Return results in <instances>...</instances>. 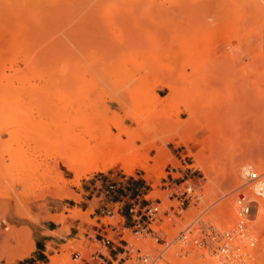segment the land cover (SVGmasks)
<instances>
[{
	"label": "rangeland",
	"instance_id": "rangeland-1",
	"mask_svg": "<svg viewBox=\"0 0 264 264\" xmlns=\"http://www.w3.org/2000/svg\"><path fill=\"white\" fill-rule=\"evenodd\" d=\"M110 1L64 0L54 12L56 15H50L53 11L43 12L44 16L31 13L29 17L35 22H27L29 41L26 45L30 47L26 48L29 60L34 61L37 68L29 81L39 88L34 94L39 96L38 100L46 99V102L39 109L33 107L31 161L7 171L0 166V178L3 174L33 172L36 180L42 181L44 177L50 183L52 192L59 187L56 180L60 175L68 182L66 188L80 197L74 200L45 194L32 207L19 203L8 192L5 193L7 198H0V229L7 226L15 231L28 229L35 248L46 250L45 260L36 264H49L52 255L63 258L66 264H83L72 259L75 250L86 254L99 249L112 264H130L123 258L126 254L109 256V248L97 240L100 235L95 229L106 228L107 222L119 221L126 226L124 238L129 243L133 238H141L132 233L127 213L134 200L141 204L160 203L159 207L166 214L162 223L151 227L167 232L165 239L170 243L201 211L205 213L201 216L204 219L210 213L227 211V206L238 200V187L246 178L229 176L231 161L235 159L238 164L237 174L242 171V163L253 161L249 168L263 172L264 177V10L257 15L251 4L253 0H150V3L133 0L131 4L125 0L126 3L114 0L115 4ZM259 2L264 9V0ZM37 15L40 20L35 19ZM46 15L50 21H43L42 26L48 22V29L36 28L43 32V37L41 33L36 36L35 25L38 23L39 27V21L46 20ZM30 23L32 27L35 24L33 28L37 33L34 34L38 40ZM186 39L196 55H185ZM16 63L17 67L25 66L21 60ZM143 64L163 68L149 77L147 69L141 68ZM168 66L172 69L166 71ZM178 74L182 82L175 92L161 84L154 87L158 98L164 101L154 104L151 85L156 80L174 82ZM184 89H188V93L185 94ZM184 103L189 104L192 113L184 108ZM205 114L231 128L238 136L227 141L211 138L209 131L200 127ZM50 118H56V126L45 124ZM178 121L190 122L196 143L186 145L181 140ZM116 124L122 126L123 142L134 138L133 146L147 152L145 164L149 170L136 166L128 174L118 164L103 172L88 171L78 184H73L74 173L63 158L83 149L74 153L68 139L81 133L85 142H101L108 129L113 134L119 133ZM22 135L25 134L22 132ZM170 136L174 137L168 139ZM202 141L206 145L203 164L208 167L207 174L189 155L190 150L202 149ZM152 142L155 146L147 149ZM162 146L173 158L165 157L154 169L158 148ZM256 164L260 169L255 168ZM91 180H97L95 187H91ZM186 181L202 189L203 197L199 201L188 199L182 203L183 198L173 193L174 188H180ZM229 191L231 193L224 196ZM7 203L13 207V216L4 218ZM107 208L114 212L113 217L106 215ZM30 213L39 222L32 219ZM49 216H62L64 222L52 221ZM102 235L112 238L116 231L107 227ZM260 239V245L255 247L259 251H253L255 258L254 253L249 254L247 264H252L250 259H254L253 264H264V234ZM144 240L155 244L151 245L153 249L142 251L155 253L166 248L164 241L155 239L152 234ZM66 246L68 248L64 249ZM179 248V241H174L165 255L183 264L186 258L173 256ZM199 252L195 250L191 257L198 256ZM22 260L17 259L14 264H23ZM201 262L196 260V264Z\"/></svg>",
	"mask_w": 264,
	"mask_h": 264
},
{
	"label": "bare ground",
	"instance_id": "bare-ground-1",
	"mask_svg": "<svg viewBox=\"0 0 264 264\" xmlns=\"http://www.w3.org/2000/svg\"><path fill=\"white\" fill-rule=\"evenodd\" d=\"M115 1L118 2V0H115ZM115 1L113 0L110 2L111 4H115L116 3ZM119 1H122V0H119ZM125 1L127 3L130 2L131 4V1L133 0H125ZM137 1L139 2L141 0H135V2ZM142 1H145L146 3H150L149 2L150 0H142ZM62 2H64V0H0V166H1V170L7 171L9 169H13L18 166H23L31 161L34 151H32V149L29 147V144H30V139H31L30 132L33 129L31 125L33 123V120L35 119L33 110L36 109L37 107H38L37 109L42 107L43 102L46 100V99L45 100L43 99L44 100L43 102L38 100L39 96L37 98L34 94L35 92L39 91V88L38 89L36 88V85L34 82L29 81V77L35 76V73L37 72L35 71V68H36L35 62L29 60V53L26 48L29 46V45L28 46L26 45L27 40H28L27 39V29H28L27 22L32 23L33 21L30 18L31 13H37V14L42 13L43 14V12L47 13V12L53 11L51 12L50 15L52 14L56 15V13L54 12H57L59 10V7H60L59 4H61ZM194 2H196V0ZM251 4H253V9L257 15L260 13L261 14L263 13L262 11L264 10L262 7L263 4H261L259 0H253ZM29 13L30 15H28ZM45 17H47V15ZM260 17L262 16L260 15ZM27 19L29 20L31 19V21L29 20L27 21ZM35 19L36 20L39 19L38 15ZM44 19L45 18L39 21L41 22L39 27H37V25L39 24L37 23L38 21H36L37 25L34 24L36 26L35 29L37 28L39 29V31L43 27H47L48 29V26H46L48 22L44 24L43 26L42 24H43V21L45 22L47 20L48 21L50 20L48 17L46 20ZM53 20L56 21V19H53ZM34 22L35 20L33 21V23ZM31 23L28 25H31ZM33 27L31 25V29ZM54 27L55 26L53 25L52 28ZM35 29L32 30L34 36H35L34 33L38 32L36 36H38L39 33L41 34L43 33V32H39L37 29H36L37 32H35L36 31ZM41 37H43V34ZM31 42H32V39H31ZM184 47H188L187 48L188 50L185 52V55H188V56L196 55V52L195 53L193 52L194 48H192L193 50H191L189 40L187 41L186 46ZM30 55L33 56V53ZM160 57H161V54H160ZM19 60L23 62V64L25 65L24 67L21 68L19 66L18 67L16 66L17 64L16 62H18ZM141 68L144 70L147 69L148 76L150 74H152L153 76V74L161 70L163 66L157 65V66L147 67L145 64H143ZM171 69L172 67L168 66L166 68V71H169ZM175 80L176 81L174 82L169 81V80H159V81L156 80L151 85L150 87L151 95L150 96L154 104H157V103L159 104V103L164 102V101L162 102V100L159 99L160 97L158 98V96L154 92V87L158 84H161V85L167 86L169 89H171L172 92H175L176 90H178V84L182 82L181 81L182 77L180 76V74H178L177 77H175ZM184 93L185 94L188 93V89H184ZM164 100L166 99L164 98ZM46 106L48 105L46 104ZM29 107L31 108L28 110L27 108ZM33 107L35 108L33 109ZM184 108L189 113H192L191 108L188 103H184ZM10 109H12V111ZM176 110H178L177 106H176ZM209 116L211 117V115H208V114L204 115V121H203V124H200V127H205L209 131L210 133L209 136L211 138L216 139V140H221V141L223 140L227 141L229 139H232V137L234 136H238L237 134L232 133L231 128L224 127V124L217 123L216 122L217 120H215V118H209ZM132 117L136 118L134 115H132ZM49 123H52V124L54 123L53 125L56 126L57 125L56 118H50L49 120L45 122V124H49ZM115 127L119 130V133L113 134L108 129L105 134V139L102 140L101 142H95L93 144H91L90 141L85 142L81 133L74 134L71 138L68 139L67 141L68 145L72 146V147L70 146L69 147L74 150V153L75 151L78 152L83 149L82 152H79L75 155H69L63 158L64 163L67 165V168L74 173V179L72 180L73 184H78L80 178L88 171L103 172L107 168H111L118 164H120L121 167L128 174H131L133 172V168L136 166H140L141 168L149 170L148 166L145 164L147 161L146 159L147 152H144V153L140 152L137 148H135V146H133L134 138L132 140L123 142L121 139V135H120L121 134L120 130L122 129V126L116 124ZM177 127L179 129L178 135L180 136L181 140L186 145H188L189 142H192V143L197 142L195 138L193 137V127L191 126L190 122L183 123L181 121H178ZM22 132L25 135H22ZM144 134H145L144 132L140 133L141 136H143ZM173 137L174 136H170L168 137V139L173 138ZM201 143H202V149H200L197 152H192L190 150L189 155L193 156L194 159L197 160L198 163H200L201 170L207 174L208 167L203 164L204 159H205V154L203 150L206 148V145L204 141H202ZM153 146L155 145L152 142L149 144L147 149ZM129 150L131 151L128 152V154L126 153L124 154V152H127ZM165 157L173 158L171 154L169 153V151L166 150L164 146H162L158 148V158H157V161L155 162L154 169L159 166L160 162L163 161ZM238 159L240 160L239 156H238ZM233 161H231L228 167L229 176L233 178L235 177L236 179H241V180L245 179L246 175H248L247 170L250 169L249 167L251 165H253V161L252 163L251 162L242 163V165L240 166L242 168V171H240V174H237L238 164L235 162V159ZM236 161L238 162V160ZM260 164L261 163H259V165ZM257 166L258 165L256 164L255 168H259ZM253 170L254 169H252V171ZM254 171L257 174H259L261 178L253 181L251 184H249V186H247L248 189L246 191V194H249V200H250L249 217L247 218L240 217L241 202L239 201V199L238 200L235 199L236 201L234 202L232 201L231 204L227 206V211L223 212L224 210L222 211L220 210L216 212V214L210 213L208 217L204 219H202L201 216L203 214V217H204L205 213H202L201 211V213L191 222L193 223L192 225L194 227H197L195 225L197 221H204L205 223L210 224L221 231L222 230L230 231L236 228L235 226L237 225L239 221L241 220L244 221L246 225L248 226L245 236L241 237L239 236L240 234L237 233L236 235L238 236L235 237L234 235L233 242L229 244L231 245L232 250L233 249L236 250L234 252L233 257H230L234 264H245V263L247 264V262H249L248 261L249 254L253 255L254 253L253 256L255 258L256 249L258 250V248L255 249V247L257 245H260L258 243L259 242L258 239L261 240L260 236L264 234V189H263L264 177L262 176L263 172L259 173L258 170H254ZM57 178L58 179L56 180V183L59 184V187L58 189L53 190L51 192L49 190L51 186L50 183L44 177L42 181L36 180L37 178L34 176L33 172L26 174V175L23 172H16V173L9 174V175L3 174L0 178V190L3 191L4 194H1L0 192V198H7V195H5V193L8 192V193H11L13 197H15L19 201V203L21 202L24 205L26 204V206L28 207H32L35 201L42 198L45 194H50L53 197H61V196L63 197L64 196V197L74 199V200L80 199V197L77 194H75L73 191L68 190L66 188V185L68 184L67 181L63 180L60 175L59 176L57 175ZM147 178H150V176L148 175ZM245 183L246 182H242L240 186ZM230 193L231 191L226 192L224 196ZM202 197H203V194H202ZM236 198H238V196ZM12 208L9 203L5 205V208L3 210L4 218H6L8 215L13 216V213L11 212ZM31 213L30 215H32ZM252 214L254 216H251ZM16 215H14V217ZM30 217L36 220V222L38 221V219L35 218L33 215ZM48 218L55 222H64V218L62 216H49ZM5 222H7L6 219H5ZM152 228L154 230L157 229L154 226ZM141 238L140 237L133 238L131 240V243L136 248H141L143 250H150L154 248L151 245L155 243L149 244L147 243L148 239L144 240L145 238H142V239ZM255 241L257 242V244L254 243ZM262 246L264 247V242L262 243ZM34 248H35V241L32 238L31 231H29L28 229H22L20 231H15L14 229H11L10 226H7L4 230L0 229V262L5 261L6 264H14L17 259L22 260L24 258H27ZM67 248H68L67 246L64 247V249H67ZM167 258L168 257L165 255V259ZM197 259L202 260L200 264H225L226 257L221 256V255H218L217 257H215L211 255L209 251L203 250L201 251V256H198L196 260ZM196 260H190V264H192V262L194 261L196 264ZM250 261L252 262V264L253 262H255L254 259L253 260L250 259ZM49 264H66V263L63 260V258L52 255L50 257Z\"/></svg>",
	"mask_w": 264,
	"mask_h": 264
},
{
	"label": "built area",
	"instance_id": "built-area-1",
	"mask_svg": "<svg viewBox=\"0 0 264 264\" xmlns=\"http://www.w3.org/2000/svg\"><path fill=\"white\" fill-rule=\"evenodd\" d=\"M248 175H246V183L239 186L238 190V199L241 202L240 207V217L247 218L249 217V194H246L249 186V182H253L257 179H260L261 176L257 174L254 170H247ZM264 189V187H263ZM202 189L199 185H195L191 182H185L180 188H174V194H179L183 199L182 203L185 200H195L196 202L202 197ZM160 203H155L153 201H146L144 204H141L140 201L134 200L130 203L127 213L132 223V233L134 235H141V237L146 238L149 234H152L153 237L157 240L161 239L166 244V248L158 252L142 251L140 248H136L132 243H129L127 239L124 238V230L126 226L121 223H112L107 222L104 226L110 227L113 231H116L114 237L100 235L99 242L106 248L110 245H115L116 248H120V252H117L116 256L126 254V260L130 261V264H175V259L172 256H167L165 259V254L168 248L174 241H179L180 248L179 252H175L173 256L177 255L179 258H186V262L183 264H190V260H196L198 256H201V251L207 250L211 255L217 257L218 255L225 256V264H234L230 257H233L236 250H232L231 244L237 233L239 236H245L248 226L244 221H239L235 226V229L230 231L219 230L214 226L205 223L204 221H197V227H194L191 224H188L176 238L168 243L165 237L167 232L163 229L154 230L151 226L157 224V222H163V216L166 214V211H162L159 207ZM106 215L113 217L114 212L107 208ZM199 220V219H197ZM98 240V238H97ZM118 241V243H116ZM235 241V240H234ZM124 243V246L123 244ZM112 250L116 251L115 248ZM198 250L200 251L198 256H192V253ZM109 256L110 251H108ZM73 260H80L83 264H112L110 259L104 254L100 249L97 251H92L86 254L81 253L76 250L72 254ZM175 262V263H174ZM243 263V262H242ZM177 264V263H176Z\"/></svg>",
	"mask_w": 264,
	"mask_h": 264
},
{
	"label": "crops",
	"instance_id": "crops-1",
	"mask_svg": "<svg viewBox=\"0 0 264 264\" xmlns=\"http://www.w3.org/2000/svg\"><path fill=\"white\" fill-rule=\"evenodd\" d=\"M135 179V178H134ZM91 182H93V184H90L91 185V187H95L96 185H97V180L96 181H94V180H91ZM130 205V204H129ZM106 228H101V229H99V228H96L95 230L97 231V233L99 234V235H101L102 233H103V231L105 230ZM97 238H98V236H97ZM99 240V239H98ZM48 241V240H47ZM47 241H45V242H47ZM44 247L46 246V244H44L43 245ZM108 248H109V251H110V254L111 255H113V256H116V254H117V250L118 249H120L119 247H117L116 248V246L115 245H110V246H108ZM113 248H115L116 249V251H114V250H112ZM45 249L44 248H37V246H36V248H35V250L33 251V253L29 256V257H27V258H24L22 261H21V263H23V264H36V263H38V262H40V261H43V257L45 258ZM120 252V251H119Z\"/></svg>",
	"mask_w": 264,
	"mask_h": 264
},
{
	"label": "trees",
	"instance_id": "trees-1",
	"mask_svg": "<svg viewBox=\"0 0 264 264\" xmlns=\"http://www.w3.org/2000/svg\"><path fill=\"white\" fill-rule=\"evenodd\" d=\"M42 259H43V260H45V258H44V257H43Z\"/></svg>",
	"mask_w": 264,
	"mask_h": 264
}]
</instances>
